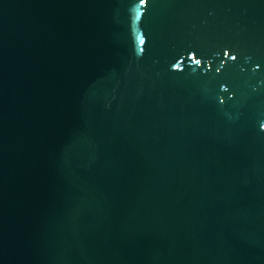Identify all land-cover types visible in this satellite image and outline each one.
Masks as SVG:
<instances>
[{
    "label": "water",
    "instance_id": "water-1",
    "mask_svg": "<svg viewBox=\"0 0 264 264\" xmlns=\"http://www.w3.org/2000/svg\"><path fill=\"white\" fill-rule=\"evenodd\" d=\"M0 264H264V0H0Z\"/></svg>",
    "mask_w": 264,
    "mask_h": 264
}]
</instances>
